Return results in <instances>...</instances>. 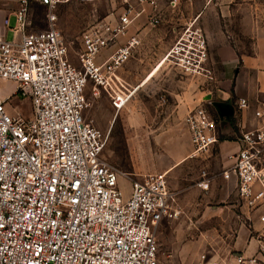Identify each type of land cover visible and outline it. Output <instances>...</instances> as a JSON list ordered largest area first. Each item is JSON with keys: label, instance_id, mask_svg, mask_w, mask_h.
Listing matches in <instances>:
<instances>
[{"label": "built area", "instance_id": "2783aa9c", "mask_svg": "<svg viewBox=\"0 0 264 264\" xmlns=\"http://www.w3.org/2000/svg\"><path fill=\"white\" fill-rule=\"evenodd\" d=\"M38 1L50 10L47 29L27 31L28 0H22L12 28L19 39L0 34V78L33 104L29 118L12 114L13 94H0V264H161L156 231L161 221L182 217L179 191L170 187L166 171L132 174L110 163L103 156L106 133L84 112L90 85L93 95L109 96L117 113L128 105L135 88L121 70L143 43L132 28L144 14L147 25L157 28L167 9L181 10L194 0H115L109 15L84 29L78 64L56 25L54 10L68 0ZM199 17L182 25L160 62L207 86L217 81L218 70ZM207 101L184 119L193 158L219 142ZM236 105L250 103L239 98ZM239 140L231 165L220 174L203 169L196 184L208 191L218 175L235 181L257 250H205L195 264H264V125L242 131Z\"/></svg>", "mask_w": 264, "mask_h": 264}, {"label": "rangeland", "instance_id": "374dc122", "mask_svg": "<svg viewBox=\"0 0 264 264\" xmlns=\"http://www.w3.org/2000/svg\"><path fill=\"white\" fill-rule=\"evenodd\" d=\"M62 5L68 8L72 22L77 19L80 22V29L76 26L79 29L77 32H68L66 35L73 40L69 46L70 59L78 64L77 52L82 46L84 29L88 24L109 15L115 7V0H68ZM186 11L182 10L184 13ZM175 15L173 24L167 28L164 25L150 31L144 48L126 66L124 75L133 88L142 83L147 74L156 71V75L141 88H135L123 110L117 113L109 96L103 91L101 95L95 96L91 85L87 88L85 116L93 119L96 126L107 135L103 156L126 173L166 171L172 166V146L180 150L186 140V126L177 107L176 94L186 90L187 82L194 83V80H188L173 65L160 64V59L175 41L183 25L180 21L175 22L178 18ZM17 22L18 17L14 14L9 26L15 27ZM6 39L17 40L19 36L10 30ZM14 91L13 82L0 80L1 96L6 97ZM9 102L10 113L26 118L33 115V104L29 98L13 94ZM174 136L177 138L172 144ZM207 161L203 158L188 159L168 173L171 186L179 189L183 215L176 220L166 219L156 231L161 264H195L201 252L210 249L229 250L236 240L240 225L244 222L239 217L243 214V204L236 189L220 175L208 191L197 186L195 181L200 170L207 167ZM121 185L125 193L129 194V183L122 179Z\"/></svg>", "mask_w": 264, "mask_h": 264}, {"label": "crops", "instance_id": "0c3cea01", "mask_svg": "<svg viewBox=\"0 0 264 264\" xmlns=\"http://www.w3.org/2000/svg\"><path fill=\"white\" fill-rule=\"evenodd\" d=\"M60 4L54 10L57 16L56 25L70 46L73 40L66 35L68 32H77L80 29V22H78L79 19L72 22L68 8L63 5L60 6ZM162 4H165V1H162ZM27 5V31L47 29L49 26L48 12H50L48 7L38 0H28ZM21 7L22 0H0V34L6 37L8 31L13 30L14 27L9 26L10 19L14 14L17 15ZM183 9L187 10L186 13L182 12ZM175 11L178 17L175 22L180 21V24L183 25L189 19L197 15L200 16L199 23L208 37L211 60L218 70L215 83L204 86L198 81H194V83L187 82L185 86L187 89L180 94H176L177 107L184 119L191 108L201 104L206 98L209 101L204 102V104L208 106L217 121L219 142L202 157L193 158L190 156L193 147L187 127L186 140L182 149L175 150L172 146L171 155L173 157L172 164L170 163L172 166L166 171L171 172L176 166L188 159H207V167L200 170L199 179L203 169L220 174L231 165L232 159L229 156L239 150L241 132L264 125L263 116H261L264 112V0H194L192 5L184 6L181 10H178L181 13ZM172 12L170 9L166 10L165 20L157 28H151L147 25V14H144L134 25L131 32H139L143 39V43L136 52L135 57L144 48L145 40L150 31L164 25L167 28V26L173 24V15L175 14ZM16 34L20 37L21 33L16 32ZM173 43L174 41L171 45ZM112 50L103 52V57L107 56ZM128 63L129 61L121 70V74L125 79L127 78L124 72ZM155 75L156 71H153L150 75L147 74L141 81L142 83L134 86V88L136 90L141 88ZM7 82L5 81V83ZM239 98L248 99L250 106L245 109L238 108L236 101ZM217 104L228 108L229 112H220ZM175 138L177 137H173L172 144ZM222 179L226 181L224 178ZM168 181L172 189L179 191V189L171 186L169 177ZM227 182L231 183L235 189V181ZM243 209V214L241 213L239 217L245 220V216L249 215V211L245 207ZM251 215L254 223L258 225L254 214ZM163 221H161L159 227ZM238 232L231 249L218 250L219 253L234 252L250 255L257 250V242L251 239L250 230L245 222L240 225Z\"/></svg>", "mask_w": 264, "mask_h": 264}, {"label": "water", "instance_id": "95a60500", "mask_svg": "<svg viewBox=\"0 0 264 264\" xmlns=\"http://www.w3.org/2000/svg\"><path fill=\"white\" fill-rule=\"evenodd\" d=\"M217 107L219 108V111H220V112H224V111L229 112V110H227L228 108L223 107L222 105H218V104H217ZM231 111H232V110H231Z\"/></svg>", "mask_w": 264, "mask_h": 264}, {"label": "bare ground", "instance_id": "6f19581e", "mask_svg": "<svg viewBox=\"0 0 264 264\" xmlns=\"http://www.w3.org/2000/svg\"><path fill=\"white\" fill-rule=\"evenodd\" d=\"M161 65H164V64H162V63H160ZM0 80H4L3 78H0ZM167 172V171H166ZM168 173V172H167Z\"/></svg>", "mask_w": 264, "mask_h": 264}]
</instances>
